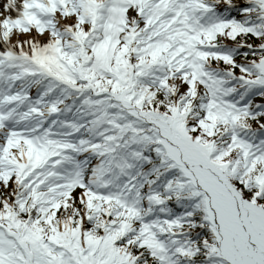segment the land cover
<instances>
[{"label":"snow or ice","instance_id":"6c2138e0","mask_svg":"<svg viewBox=\"0 0 264 264\" xmlns=\"http://www.w3.org/2000/svg\"><path fill=\"white\" fill-rule=\"evenodd\" d=\"M0 264H264V0H0Z\"/></svg>","mask_w":264,"mask_h":264}]
</instances>
